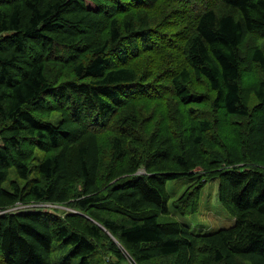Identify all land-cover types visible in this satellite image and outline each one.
<instances>
[{
	"label": "trees",
	"instance_id": "trees-1",
	"mask_svg": "<svg viewBox=\"0 0 264 264\" xmlns=\"http://www.w3.org/2000/svg\"><path fill=\"white\" fill-rule=\"evenodd\" d=\"M2 45L0 204L29 196L78 211L68 222L41 208L0 213V264H121L128 254L136 264H264V0H0ZM254 66L259 79L244 82ZM42 109L64 116L45 119ZM141 114L136 142L152 131L137 165L146 172L99 176V137L112 133L110 162L122 160ZM11 168L24 185L3 187ZM181 176H193V211L217 179L234 222L196 233L159 221L166 183ZM55 247L62 261H50Z\"/></svg>",
	"mask_w": 264,
	"mask_h": 264
},
{
	"label": "rangeland",
	"instance_id": "rangeland-1",
	"mask_svg": "<svg viewBox=\"0 0 264 264\" xmlns=\"http://www.w3.org/2000/svg\"><path fill=\"white\" fill-rule=\"evenodd\" d=\"M87 3L89 6H93L89 3V1ZM92 9L93 11H96V13L98 12V8H96L95 6H93ZM104 17L107 16L103 13H98V15H95V18L99 19L100 21ZM98 36L99 38L105 36V29L100 31V33H98ZM33 43L35 45L36 44L38 45V43L32 42V44ZM45 48L46 45H43V47L40 49V52L44 51ZM0 49H3L4 52L8 54L10 45H2ZM29 59L30 58L27 57V53H24V55L20 56L18 60L16 62L14 61L15 63L11 65V71H13L16 67L19 68V66L22 65L20 61H25V60L28 61ZM253 68L255 70L248 69L245 71L244 73L245 76L243 78L244 82L252 83V82H257V80L259 79L258 69L256 68V66H254ZM195 86L202 87L203 84L197 83L195 84ZM46 110L47 109H42L40 111L39 115L42 118L60 121L62 119L61 116H64L59 112H47ZM205 115L208 117H212L211 113H206ZM137 119L139 121V125L134 126L135 128L130 136V138L134 136V139L132 138L131 140L129 139L130 141L129 140L127 141L129 145L125 146L126 147L125 155L123 159L120 161H116L114 163L110 162V154L112 149L110 142H111L112 133L99 137V145L101 149L100 150L101 166L99 169V176L105 171V169L109 172L111 178H115V179L124 178L125 176L131 173L144 174L146 172L143 165H140L139 167H137V165L141 160L143 161L147 160V155H145V148L147 147V145L150 144L149 136L152 134V131L151 129L147 131V137L146 139H142V142L140 143L136 142L138 138L137 132L141 128L139 126L140 125L144 126L142 125L143 120L148 119V117H146L145 114H141L140 116L138 115ZM174 120L175 119L173 118L172 124L174 127H176V121ZM152 123L153 120L151 119L147 121V125H151ZM69 124L65 126H69ZM76 127L77 128H73L72 131L73 135L76 134V132L78 131V126ZM219 130L222 131L220 136L223 137V134L227 133V130L229 131V125L227 126L224 123H221ZM227 140L230 141L231 137L227 138ZM175 144L178 145V141H175ZM136 149H138V152H136ZM140 156H143V159H140ZM40 157H42V154L35 152V154L32 157L28 158L25 161V164L28 165L29 168H32V166L36 164L37 159ZM156 160L157 158L151 159V165L154 168L155 167H159V168L166 167L167 169L175 168L174 165H170L167 162H165L162 165L161 162L157 163ZM154 170H159V169H154ZM115 179H113L112 181H114ZM14 182L24 185V181L18 177L17 171L14 168H11L9 170L7 180L3 182L2 185L3 187L9 189ZM79 182L80 179L75 176H73V178L70 179V186L73 188L75 192L78 191V188L80 187ZM217 182H218L217 179L211 178L203 184V186L200 189V192L197 194V198L195 199V201H197L196 203H198L197 209L193 211V189L186 188L190 184H193V176L190 177L181 176L176 179L168 180L166 183V190L169 195V200H168L169 211L163 215L162 214L159 215L158 218L159 221H167V220L178 221L180 223H184L190 228L192 232L194 230L196 233H209L212 230L231 225L234 222V218L222 207V205L218 202L217 199L218 198ZM105 184L106 183L104 181L99 180V185L102 188H104ZM39 207H45L41 209L51 213L54 212V214H58L59 216L64 217L66 222H68L66 218L67 215H75V213L78 211L77 208L73 207L71 204H68L66 202H62V203L39 202L32 200L31 197L29 196H24L12 203H7V204L3 203V205L0 204V213L20 211V210H34ZM111 216L115 218L116 214H111ZM113 236L110 237L111 240L113 238L114 240L112 241L123 250L125 245L115 235ZM65 254H66L65 248L55 247V249L51 253L50 261L51 262H55L57 260L62 261L64 259ZM171 259L172 257H165V258L161 257L151 260L149 262H145L143 264H165V263L169 264ZM124 263L136 264L131 260L129 254L126 260L121 262V264Z\"/></svg>",
	"mask_w": 264,
	"mask_h": 264
},
{
	"label": "built area",
	"instance_id": "built-area-1",
	"mask_svg": "<svg viewBox=\"0 0 264 264\" xmlns=\"http://www.w3.org/2000/svg\"><path fill=\"white\" fill-rule=\"evenodd\" d=\"M39 208H45V207H39Z\"/></svg>",
	"mask_w": 264,
	"mask_h": 264
}]
</instances>
